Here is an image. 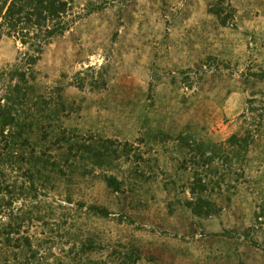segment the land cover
<instances>
[{
    "label": "rangeland",
    "instance_id": "1",
    "mask_svg": "<svg viewBox=\"0 0 264 264\" xmlns=\"http://www.w3.org/2000/svg\"><path fill=\"white\" fill-rule=\"evenodd\" d=\"M218 1H73L68 30L27 75L39 94H60L65 128L138 152L3 211V223L12 210L24 220L21 235L45 259L35 264H264V0H222L226 27L211 14ZM26 52L2 35L0 73L26 69ZM187 137L224 157L193 165L195 152L174 141ZM194 172L202 193H191ZM197 198L210 216L187 207Z\"/></svg>",
    "mask_w": 264,
    "mask_h": 264
},
{
    "label": "trees",
    "instance_id": "2",
    "mask_svg": "<svg viewBox=\"0 0 264 264\" xmlns=\"http://www.w3.org/2000/svg\"><path fill=\"white\" fill-rule=\"evenodd\" d=\"M73 1L0 0V39L2 35L13 37L27 48L23 62L26 69L17 67L7 74L0 73V82L9 78L3 84L6 87L0 96V215L4 210L9 212L21 198L37 199L42 190L53 188L56 181L63 179L70 183L73 179L85 178L94 169L107 173L122 157L138 152L127 142L122 144L117 140L82 136L76 129L65 128L64 114H69V108L60 94L46 98L36 91L32 74H29L30 79L27 78V72L37 63L44 48L68 30L72 22L68 16ZM217 3L211 14L221 27H226L230 13H224L222 0ZM160 137L163 142L172 140ZM234 139L231 138L229 145L237 144ZM174 141L195 152L193 165L200 168L212 166L216 159L224 157L223 149L213 146L194 143V147H189L188 137ZM89 166L92 170L88 171ZM6 171L22 175L24 179L18 183L20 186L17 181L9 182ZM194 177L191 193H202L206 185L198 178L197 172ZM101 179L112 191L120 190L122 184L113 176L104 174ZM186 205L197 215L210 216L214 212L212 204L201 198ZM89 210L101 217L109 215L106 209L91 206ZM12 212L6 216L7 223L0 221V245L13 252L8 256L0 249V264H35L38 258H44L38 257L30 238L21 235L24 220Z\"/></svg>",
    "mask_w": 264,
    "mask_h": 264
}]
</instances>
